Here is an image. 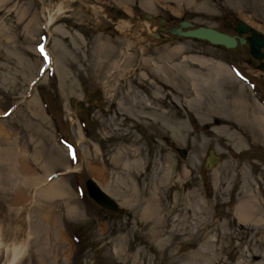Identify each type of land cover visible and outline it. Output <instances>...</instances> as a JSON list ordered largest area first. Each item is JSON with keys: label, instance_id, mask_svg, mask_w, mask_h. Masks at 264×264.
<instances>
[{"label": "rangeland", "instance_id": "1", "mask_svg": "<svg viewBox=\"0 0 264 264\" xmlns=\"http://www.w3.org/2000/svg\"><path fill=\"white\" fill-rule=\"evenodd\" d=\"M237 19L264 35V0H0V264H134L136 255L138 264H171L158 249L166 247L171 258L180 241L155 237L153 232L163 229L143 223L140 201L148 198L153 164L173 156L171 165L178 174L188 162L191 146L198 143L206 146L193 176L204 199L214 201L206 182L210 183V170L217 162H228L225 181L237 175L223 197L226 203L218 198L214 222L221 224L223 217L230 220L227 212L232 213L238 188L246 179L261 177L264 187L263 140L250 125L239 126L238 131L253 143L237 150L231 149V137L221 139L208 131L199 121L202 113L196 115L183 102L176 119L189 133L190 147H178L167 133L127 121L116 127L123 114L116 106L117 98L111 96L113 81L106 77L112 62H120L128 46L130 53L152 58L164 48L178 47L177 55L163 61L172 63L188 55L200 58L205 62L185 58L182 64L218 79L215 89L199 94L204 102L222 91L228 96L240 89L250 108L255 100L264 111V71L252 70L255 59L245 46L225 49L159 30L188 20L229 32L225 22ZM148 32L166 38L155 39ZM215 64L227 68L228 75L217 71ZM181 75L176 74L179 81L186 79ZM246 75L254 78L253 85L245 81ZM116 96L122 98L120 88ZM124 102L128 107L130 100ZM127 127L131 136L122 135ZM133 137L142 151L140 172L111 164L117 149L132 146ZM216 149L217 162L204 170L206 152ZM100 152L103 161L94 158ZM243 164L247 166L244 174ZM86 179L99 187L103 181L108 196L123 211H107L94 203L86 194ZM181 186L177 193H186ZM50 187L54 192L45 195L43 191ZM175 194L169 193V201ZM236 228L234 221V233ZM255 239L264 250L259 235L250 237L251 246ZM194 244L180 245L182 263L205 264L203 257L191 255ZM240 254L241 250L224 253L223 262L238 264Z\"/></svg>", "mask_w": 264, "mask_h": 264}, {"label": "bare ground", "instance_id": "2", "mask_svg": "<svg viewBox=\"0 0 264 264\" xmlns=\"http://www.w3.org/2000/svg\"><path fill=\"white\" fill-rule=\"evenodd\" d=\"M162 21L165 23V20ZM148 34L151 35L149 32ZM238 34L239 36L244 35L242 33ZM245 34L249 35V33ZM158 39H161L159 34ZM128 48L130 46L127 47L126 52L121 54L123 57L120 62H112L106 75L108 80L113 81L111 96L114 99L117 98L116 106L118 111L123 114L122 120L116 122V127L127 121V123H131L135 127L150 128L156 133H167L178 147H190L189 133L183 129L182 123L176 119L178 117L177 109L183 102L187 109L196 115L197 113H202L203 118H199V121L203 122L208 131L216 134L221 139L231 137L233 140L231 149L237 150L239 147H244V143H253V140L246 136L247 134L245 138L239 133V126L245 128V126L248 127L250 125L254 128L263 140L262 145H264V111L257 101L254 100V108H250L248 101L241 94L240 89L237 88V91H233L228 96V92L225 94L222 91L220 95H213L210 102H204L199 94L201 95L203 91H208L218 86V79H216V76L205 77L204 74L194 70L192 66H183L182 63L185 58H196L188 55L187 57H180L178 61H173L172 63L164 62L163 58L177 55L179 52L178 47L172 49L164 48L158 55L156 54V58L151 56L143 57L142 53L137 54V56L134 53H130ZM111 54L113 57L115 56L113 51H111ZM137 57L140 59L136 64H133ZM196 60L199 62L204 61L200 58ZM215 67L218 69L217 71L228 75L229 71L223 65L215 64ZM177 73L184 75L186 79L179 81L176 77ZM232 82L235 85L238 84L233 80ZM132 87L134 88L133 91H131ZM119 88L122 96L120 99L116 96ZM142 88H148L149 92L146 93ZM128 99L130 102L129 106L126 107L124 106V101H128ZM167 100L168 105L166 106L165 104L163 106V103H166ZM122 135L131 136L128 127L124 129ZM131 140L132 146L125 149H117L111 164L128 172H130V169L133 172H140L144 167L142 151L139 147H135L137 139L133 137ZM204 143L191 146V155L188 157V162L184 164L183 169L179 170L178 174H176L178 170L171 165L173 156H166L161 159V162L153 164L149 176L148 198L146 202L142 203L140 201V205L142 204L140 219L147 226H152L154 230L163 229L161 232H153L155 237L164 235L180 241L175 255L171 258L167 255L166 247H160L159 251L157 250L163 256V260H168L167 262L171 264H185L180 259L181 256H184L180 245L184 243L193 244V242L195 243L194 247L197 246L195 252H192L191 255L193 257H203L205 264H226L223 262L222 255L237 250H241L238 264H264V250L256 246L258 244L257 239L254 241V246H251L250 240L252 235H259L260 245L264 244V215H262L264 209V187L260 183L262 178L251 176V180L246 179L245 182H242L238 188L232 213L230 211L227 212V215H230V220L223 217L224 220L221 224L217 223V221L214 222V219L218 216L216 214L218 198H221L222 203H226L227 200L223 197L226 196L227 191L233 188L237 175L231 177L230 185L225 188V183L228 181L224 180L226 179L224 170L227 169L228 162H217L210 170L213 171V174L210 183H208L209 185L206 182V186L214 196V201L204 199L200 191L196 189L195 177L193 176L196 163L206 146V143ZM173 147L176 148L175 146ZM213 153L217 155L219 152L216 149ZM94 158H101L103 161L104 155L100 152V154L94 155ZM252 165L255 166L257 163L251 164L253 168ZM246 167L244 164L241 166L242 173L247 170ZM248 167L251 169L250 166ZM99 172L101 173L100 175L104 176V169L99 168ZM135 175L139 178L137 173ZM177 177L178 181L175 180ZM180 184L182 189L188 190L186 193H177ZM99 188L107 195L109 194L103 181L100 182ZM43 192L48 195L54 192V189L52 187L46 188ZM170 192H175L176 194L169 201L168 195ZM55 193L57 194V191ZM122 205H125V203H122ZM234 221L238 226L236 228L237 233L232 231ZM196 242H199V245ZM226 243H228L227 246L225 245ZM243 246L245 248L242 250ZM137 258L138 256L136 255L134 264H138Z\"/></svg>", "mask_w": 264, "mask_h": 264}, {"label": "water", "instance_id": "3", "mask_svg": "<svg viewBox=\"0 0 264 264\" xmlns=\"http://www.w3.org/2000/svg\"><path fill=\"white\" fill-rule=\"evenodd\" d=\"M144 17L149 18L150 16L144 15ZM158 22H162V19H158ZM159 30L165 35L201 40L210 45L223 47L225 49H232L237 45L247 43L249 55L255 60L263 59V52L261 49H264V35L239 19L235 20L233 31L242 34L249 33L246 39L237 35L227 34L209 26L194 25L188 20H179L176 26L160 28ZM150 36L158 39L157 33L152 32ZM165 38L166 36L161 37L162 40H165ZM261 67L262 66H259V68ZM69 146H71V144H69ZM179 152L181 155L183 154L181 150H179ZM217 160L218 158L213 154V151L208 150L205 154L203 169L209 170ZM84 188L87 196L98 206L111 212L121 213L123 211L122 208L111 197L104 193L93 180L86 179L84 181Z\"/></svg>", "mask_w": 264, "mask_h": 264}, {"label": "flooded vegetation", "instance_id": "4", "mask_svg": "<svg viewBox=\"0 0 264 264\" xmlns=\"http://www.w3.org/2000/svg\"><path fill=\"white\" fill-rule=\"evenodd\" d=\"M228 25V26H227ZM233 25H234V23H229V22H225V27L227 28V29H229V32H225V33H227V34H230V35H237V36H239V34L238 33H235L234 31H233ZM241 37H243V38H245L246 39V37L248 36L247 34H244V35H240ZM238 46V45H237ZM242 46H245L246 48H247V52H248V46H247V43H245V44H243ZM262 52H263V59L262 60H255V62H254V64H253V68H252V70H262V71H264V49H262ZM249 54V53H248ZM259 66H262L261 68H259ZM256 77V76H255ZM245 78V81L248 83V84H250V85H253V82H252V80L254 79V78H249L247 75L244 77ZM257 79H259V78H257ZM263 80H264V78H263Z\"/></svg>", "mask_w": 264, "mask_h": 264}]
</instances>
